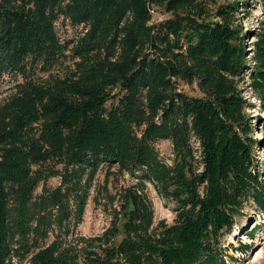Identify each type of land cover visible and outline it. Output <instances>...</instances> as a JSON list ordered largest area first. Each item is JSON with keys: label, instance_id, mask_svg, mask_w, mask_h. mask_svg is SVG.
Listing matches in <instances>:
<instances>
[{"label": "trees", "instance_id": "1", "mask_svg": "<svg viewBox=\"0 0 264 264\" xmlns=\"http://www.w3.org/2000/svg\"><path fill=\"white\" fill-rule=\"evenodd\" d=\"M247 4L0 0V78L14 80L0 100V264H226L244 204L264 212V116L257 139L243 94L264 112V18L248 43ZM154 7L169 15L153 21ZM60 17L83 30L61 40ZM147 181L171 222L153 223ZM89 197L109 222L83 235Z\"/></svg>", "mask_w": 264, "mask_h": 264}, {"label": "rangeland", "instance_id": "2", "mask_svg": "<svg viewBox=\"0 0 264 264\" xmlns=\"http://www.w3.org/2000/svg\"><path fill=\"white\" fill-rule=\"evenodd\" d=\"M226 1L232 0H218L221 3ZM168 15L169 13L163 8L154 7L152 10L153 21H158ZM263 18L264 13L261 0H248L247 6L240 9L239 20L248 43L254 40V32L259 29L260 21ZM55 27L60 39L63 41L75 38L83 30L82 25H73L68 19L63 17L56 20ZM66 64H68V60L60 64L59 69L64 68ZM18 79L20 78L18 77ZM13 85L14 80H12L11 76L3 75L0 78V100L13 90ZM180 88L189 94H200L195 83H181ZM243 94L249 102L254 104L248 112L251 114V122L254 127L252 135L259 139L262 137V131L260 128L261 123L257 117H263L264 112L259 106L257 97L253 96L251 91L245 89ZM155 147L165 162H171L173 153L169 140H157ZM254 152L258 160L261 177L264 179V149L256 146ZM103 177L104 172L100 170L96 180L102 181ZM126 178L127 180L130 179L128 175H126ZM45 184L55 186L58 184V178L50 177L46 180ZM41 188L42 183L36 188V192H40ZM145 190L153 206V223L156 224L160 219L171 222L174 216L172 210L173 203L164 200L149 181L146 182ZM108 222L109 217L107 214L101 208L95 207L91 197H89L82 220L76 226L75 231L83 235L96 234L101 232L108 225ZM52 238L53 236L50 234L46 241ZM225 244L227 245L228 255H231V257L228 256L226 258V264H264V212L259 211L252 202H246L242 213L236 219L232 231L226 236ZM14 263L19 264L17 260Z\"/></svg>", "mask_w": 264, "mask_h": 264}]
</instances>
